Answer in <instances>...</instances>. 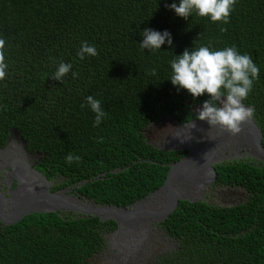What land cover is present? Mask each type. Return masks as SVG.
Wrapping results in <instances>:
<instances>
[{
	"label": "trees",
	"instance_id": "obj_1",
	"mask_svg": "<svg viewBox=\"0 0 264 264\" xmlns=\"http://www.w3.org/2000/svg\"><path fill=\"white\" fill-rule=\"evenodd\" d=\"M172 3L180 0H0L9 65L0 81V144L16 130L30 151L45 154L49 177L87 181L79 192L99 205L130 206L159 189L169 165L185 154L153 147L144 131L169 117L187 123L196 117L189 102L210 99L207 93L194 99L170 80L176 55L207 46L235 47L259 67L244 104L255 108L264 145V0H237L228 24L195 11L186 20ZM144 29L167 30L173 44L142 49ZM82 42L99 55L81 60ZM60 62L72 65L63 83L52 78ZM88 96L107 113L98 127ZM69 153L80 161L68 164ZM215 169L219 185L244 188L248 201L233 207L180 201L162 224L177 248L156 264H264V164ZM116 227L97 217L30 214L0 231V264H87Z\"/></svg>",
	"mask_w": 264,
	"mask_h": 264
},
{
	"label": "flooded vegetation",
	"instance_id": "obj_2",
	"mask_svg": "<svg viewBox=\"0 0 264 264\" xmlns=\"http://www.w3.org/2000/svg\"><path fill=\"white\" fill-rule=\"evenodd\" d=\"M192 111L195 115H197L195 107H192ZM168 119L169 121L172 120V118ZM193 120L199 119L194 117L191 121ZM156 123L149 126L144 131L145 137L148 136L147 139L149 141L152 140V143L157 145H166L164 144V141L167 137H173L172 143L175 141L176 144H180V139L185 140L184 142L187 143V132L181 128H174L173 132H171L170 135H167L164 140H160V144H158V138L160 137L156 130ZM195 129L196 132L192 133ZM197 129L198 127L192 129L190 134V137L194 141V145L202 138L201 132ZM210 133H212L213 136L215 131H209V134ZM177 136L179 139L176 138ZM237 142L238 141H234L230 135L226 136L224 148L217 152L216 163L213 165L214 168L219 163H247L249 160L255 159V157L249 153L246 148H240V144ZM234 151L237 152L238 157H234ZM180 152H184L185 154L181 155L178 161L188 157L189 155L186 150H181ZM44 157L45 154L43 153L30 151L28 149V142L21 137L19 132L15 134L10 132L8 139L5 140L3 144H0V231L12 225L9 222L14 218L16 213L21 211L24 207L25 193L30 191V187L34 189L41 188L42 183L39 184L40 180L35 177L32 169L37 170L49 179L51 183V193L57 194L63 199H68L71 202L79 203L81 205H87L90 203L99 205L89 199L85 194L79 192V188L85 185L87 181H83L80 184H69L66 177L63 175L52 174L49 177L48 174H51V170L49 169L48 171H45L44 166L42 165ZM233 158H236V160ZM243 158H246V161H244ZM172 164L174 163H171L169 166ZM146 197L127 207L114 206L118 209H125V212H134L136 217H134L133 221H128L124 218V220L120 221V224L115 222L117 224L116 229L112 232L104 233V237L107 242L104 250L91 258L87 264H156L161 256L174 252L177 247L175 249L173 248L170 242V240L172 241L173 239L166 233L164 227H162V224L166 220L162 222H148L150 218L145 216V214L156 213L157 211L163 209L167 202L166 198L157 196L147 197L146 199ZM190 197L192 200L199 199L200 201L205 197H210L224 202H238L246 197V200L241 202L246 203L248 201L249 194L242 187L235 185H219L216 180L215 183L209 187L193 188ZM139 202L141 203L137 204ZM205 203L211 205L208 202ZM62 214H65L66 216L71 215L73 218L88 217L71 212L60 213L61 216ZM153 230L156 236L155 239L158 242L149 240L150 238H153L151 235ZM130 233L133 235L135 233L140 234V236L142 235L146 238V241L149 244L152 243L153 246L150 245L149 247H145L139 251V253H129L128 248L131 249V246L129 245L127 248V239L129 240L133 236Z\"/></svg>",
	"mask_w": 264,
	"mask_h": 264
},
{
	"label": "clouds",
	"instance_id": "obj_3",
	"mask_svg": "<svg viewBox=\"0 0 264 264\" xmlns=\"http://www.w3.org/2000/svg\"><path fill=\"white\" fill-rule=\"evenodd\" d=\"M236 3L237 0H180L179 5L172 3L168 7L174 10L177 16L186 20L195 11L200 17H208L212 22L228 24ZM221 31L226 32L227 28H221ZM142 36L144 39L140 46L142 49H149L150 52L161 50L166 42L169 46L173 44L172 35L167 30L160 32L144 29ZM5 45V40L0 38V81L5 80L9 67L5 58ZM78 55L83 60L85 55L95 57L99 53L95 46L82 42ZM170 66L172 70L170 80L174 86L187 90L194 99L205 93L210 96L209 100L203 102V107L191 102L189 105L202 108L197 110L196 117L200 121H207L211 128L220 126L236 136L243 131L242 124L254 116L255 108L244 104L253 90L254 81L260 77V69L250 54H240L235 47L211 50L207 46H200L195 50L185 49L181 55H176V58L170 61ZM71 69L70 63L60 62L52 78L63 83V78ZM155 74L156 70L153 69L152 75ZM72 76L76 78L78 73L73 72ZM86 99L92 111L96 113L94 127H98L107 113L102 109L100 100L92 96ZM189 125L192 129L196 128V124L191 121L185 123L184 127ZM176 138L179 139L178 136ZM146 140L148 144L154 145L147 137ZM180 141L183 143L185 140ZM80 159L79 156L69 153L66 162L78 163Z\"/></svg>",
	"mask_w": 264,
	"mask_h": 264
},
{
	"label": "water",
	"instance_id": "obj_4",
	"mask_svg": "<svg viewBox=\"0 0 264 264\" xmlns=\"http://www.w3.org/2000/svg\"><path fill=\"white\" fill-rule=\"evenodd\" d=\"M191 122L196 124V127H198L197 130L202 135V138L195 145L190 137L191 125L184 127L185 124L179 123L176 119L169 121L168 118L156 123V130L160 137L158 138V144H160V140H164L167 135H170L174 128L185 130L188 136L187 143L183 142L180 144H176L175 141L172 143L173 137H167L164 141L166 145L154 144L156 148L162 151L186 150L189 155L172 164L164 184L147 196H162V198H166L167 200L163 209L156 213L145 214L146 217L150 218L148 222H162L167 220L176 211L180 201H189L191 203L200 202L199 199H191V191L195 187H209L217 180V171L213 165L216 163L217 152L225 146L226 136L230 135L234 141H238L237 143L240 144V148H246L254 157H258L264 162L262 132L256 124L254 117L242 124L243 131L236 136H233L220 126L211 128L207 122H200L199 120H193ZM209 131H215V134L212 136V133L209 134ZM11 133L15 134L17 132L12 131ZM32 172L40 180L39 184L42 183L41 188L34 189L30 187V191L25 193L24 207L9 222L12 225L19 222L25 216L34 213L60 214L62 212H71L90 218L97 217L103 222L114 221L118 224L124 218L128 221H133L134 217H136L134 212H125V209H118L114 206L95 205L94 203L81 205L71 202L68 199H63L59 195L51 193V183L45 175L35 169H32Z\"/></svg>",
	"mask_w": 264,
	"mask_h": 264
},
{
	"label": "rangeland",
	"instance_id": "obj_5",
	"mask_svg": "<svg viewBox=\"0 0 264 264\" xmlns=\"http://www.w3.org/2000/svg\"><path fill=\"white\" fill-rule=\"evenodd\" d=\"M198 109H202V108H197L195 106V110L197 111ZM195 132H196V130L193 131V133H195ZM234 157H238L237 152H235V156ZM233 159L236 160V158H233ZM249 159H252V158H249ZM249 159H247V160H249ZM243 160L246 161V158H243ZM249 162L250 163H253L254 165H257V166H260V165H263L264 164V162L260 158H258V157H255V159L249 160ZM244 200H246V197H244L243 200L238 201V202H224V201H220L218 199H213V198H210V197H205L203 200H201V202H203V201L204 202H208V203H210L211 205H214V206H217L218 205V206H223V207H233V206H237L239 204H242L241 202H243ZM130 234L133 235L132 233H130ZM151 235H152L153 238H150L149 240L150 241H154V242H158L155 239L156 236H155L154 230L152 231V234ZM114 240H116V239H114ZM170 242H171V245L173 246V248L175 249L177 247L176 242L173 241V240L172 241L170 240ZM129 245L131 246L130 247L131 249L128 248ZM150 245H152V243L149 244L146 241V238L143 237L142 235L140 236V234H138V233H135L132 236L131 239H129V240L127 239V248H128V252L129 253H133V252L139 253V251H141L143 248L149 247Z\"/></svg>",
	"mask_w": 264,
	"mask_h": 264
}]
</instances>
